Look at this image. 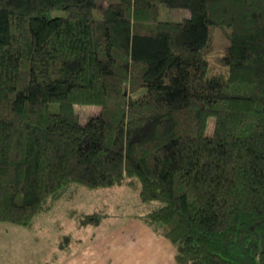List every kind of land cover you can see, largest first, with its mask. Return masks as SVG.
<instances>
[{
    "label": "trees",
    "instance_id": "1",
    "mask_svg": "<svg viewBox=\"0 0 264 264\" xmlns=\"http://www.w3.org/2000/svg\"><path fill=\"white\" fill-rule=\"evenodd\" d=\"M120 185L177 264H264V0H0V223Z\"/></svg>",
    "mask_w": 264,
    "mask_h": 264
},
{
    "label": "rangeland",
    "instance_id": "2",
    "mask_svg": "<svg viewBox=\"0 0 264 264\" xmlns=\"http://www.w3.org/2000/svg\"><path fill=\"white\" fill-rule=\"evenodd\" d=\"M107 2L108 0H98L101 6ZM98 10L100 9L98 8ZM98 10L97 12H99ZM63 12L64 10L56 9L53 14ZM189 14L188 9L163 6L160 18L179 19ZM217 54H223V52L216 51L210 55L209 73L214 72L226 77L228 69L215 58ZM76 108L79 110L81 122H85L90 116L100 111L99 105L77 104ZM138 189L126 185L100 189L79 186L72 197L60 198L52 204L51 208L39 213L32 225L25 226L1 222L7 225L5 234L2 237L7 239L8 244L11 243L10 238L16 241V244L14 242L16 246L14 244L9 245L8 259L2 261H5L4 264L56 263L60 256L59 250H57L60 244H64V248L69 250L67 252L69 253L75 250L81 242L95 236L101 228L116 224L126 215L140 210ZM44 231L49 233L50 246L53 244L52 240L59 243L57 248L50 247V253L49 255L46 253V256H44L37 243L34 242L35 236ZM58 234L61 236L60 238L56 237ZM41 241L45 242L40 240L39 244ZM15 247L25 253L18 260H16L18 253H15Z\"/></svg>",
    "mask_w": 264,
    "mask_h": 264
},
{
    "label": "crops",
    "instance_id": "3",
    "mask_svg": "<svg viewBox=\"0 0 264 264\" xmlns=\"http://www.w3.org/2000/svg\"><path fill=\"white\" fill-rule=\"evenodd\" d=\"M6 226L0 223V264H4L3 259H8L9 245L14 242L16 244L13 238H10L11 243L8 244L7 239L2 237ZM56 237L61 236L58 234ZM40 240L45 242L41 241L39 244ZM52 241L50 246L49 233L45 231L37 234L34 239L44 256L46 253L49 255L50 247L57 248L59 245L56 240ZM64 247V244H60L57 249L60 256L54 264H177L174 243L133 216L124 217L116 224L101 228L95 236L81 242L69 253ZM15 253H18L16 260L25 254L17 249Z\"/></svg>",
    "mask_w": 264,
    "mask_h": 264
}]
</instances>
